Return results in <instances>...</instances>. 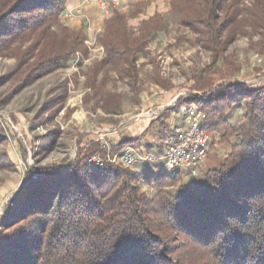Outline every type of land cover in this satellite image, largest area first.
Instances as JSON below:
<instances>
[{"label": "trees", "instance_id": "trees-1", "mask_svg": "<svg viewBox=\"0 0 264 264\" xmlns=\"http://www.w3.org/2000/svg\"><path fill=\"white\" fill-rule=\"evenodd\" d=\"M67 1L0 0V53L18 42L32 44L33 61L19 69L16 90L67 68L77 53L88 54L85 33L61 21ZM244 1L170 3L176 22L212 54V63L191 87L202 98L191 93L174 110L195 103L207 115L205 128L224 132L222 143L240 136L223 165L209 171L203 185L185 184L180 173L145 178L126 167H110L102 175L87 167V158L101 152L92 147L63 172L29 170L4 221L9 232L0 237V264H187L186 249L201 254V264H264V86L214 91L218 82L239 73L226 54L239 28L246 25L264 37V0ZM111 12L98 37L105 58L86 74L91 91L110 65L136 76L150 43L169 28L157 14L134 30L128 17ZM113 98L103 102L108 105ZM235 106L244 116L233 129L227 114ZM143 180L157 191L152 199L138 185Z\"/></svg>", "mask_w": 264, "mask_h": 264}, {"label": "rangeland", "instance_id": "rangeland-1", "mask_svg": "<svg viewBox=\"0 0 264 264\" xmlns=\"http://www.w3.org/2000/svg\"><path fill=\"white\" fill-rule=\"evenodd\" d=\"M249 4L250 0L243 2V5ZM164 17L168 31L150 43L148 56L138 62L137 75L132 76L125 68L110 65L100 75L96 91L87 88L86 74L105 57L93 59L88 64L82 61L78 68H74L75 56L67 68L16 90L19 69L33 61L29 51L32 44L18 42L11 50L0 53V237L9 232L4 221L27 171L63 172L81 152L83 156L92 147H99L101 152L98 153H103L102 143H108L114 149L112 135L119 136L124 127L131 125L130 119H141L155 112L160 121L166 111L179 113L174 107L185 97L183 95L192 93L202 98L191 87L194 77L212 63V54L198 44L194 34L176 22L171 12ZM239 30L226 53L232 57L239 73L230 80L218 82L214 91L220 86H264V37L246 25ZM181 38L184 40L179 41ZM90 54L89 50L87 55H82L88 59ZM169 91L177 98L167 110L158 113L159 106L143 108L147 99H163ZM110 95L117 99L113 98L112 103L105 105L104 98ZM118 100L120 107L116 108ZM242 115L243 108L235 106L227 114L229 126L236 128L243 120ZM177 120L181 122L180 115ZM219 133L218 145L224 136V132ZM235 137H238V145L240 136ZM137 167L132 170L139 173ZM33 178L37 179V175L34 174ZM138 185L150 199L157 193L154 186L144 180ZM185 251L187 264L202 263L201 254L196 255L192 249Z\"/></svg>", "mask_w": 264, "mask_h": 264}, {"label": "crops", "instance_id": "crops-1", "mask_svg": "<svg viewBox=\"0 0 264 264\" xmlns=\"http://www.w3.org/2000/svg\"><path fill=\"white\" fill-rule=\"evenodd\" d=\"M170 3L171 0H126L115 10L128 17L129 26L137 30L141 23L150 20L155 15L164 16L168 14L170 12ZM65 13H72L73 16L68 19L61 17V21L73 30H82L87 37V41L94 44L97 43L98 39L95 31L101 30V33H103L106 22L112 17V12L109 15H105L97 6L85 4L83 0H68L63 15ZM98 47L101 46L98 44ZM171 98L173 99L170 100ZM176 98L177 96H173V93L169 91L163 99H147L143 108L151 109L159 106V113L163 109L167 110L168 105ZM154 113H148L142 116L141 119H130L131 125L124 127L119 136L118 134L112 135L115 145L129 142L130 144L126 147H133L136 150L138 148L142 157L151 155L155 158L154 163L147 160H139L137 170L144 176H157L164 171L162 162L158 159L162 155L166 139L170 134H174L176 130L184 127V119L180 113H171V115L162 118L160 121H158L160 116ZM178 114L181 116V122L177 120ZM237 142L238 137H234L226 143L216 145L211 150L206 161L200 166V175L198 177L182 174L184 183L187 185H203L207 173L211 170L219 169L223 165L224 160L231 154L232 147Z\"/></svg>", "mask_w": 264, "mask_h": 264}, {"label": "built area", "instance_id": "built-area-1", "mask_svg": "<svg viewBox=\"0 0 264 264\" xmlns=\"http://www.w3.org/2000/svg\"><path fill=\"white\" fill-rule=\"evenodd\" d=\"M126 0H83L85 4L95 5L104 12L105 15L111 13V9L119 8ZM72 13H65L62 18H72ZM98 36L101 30L95 31ZM91 54L88 59H84L81 53H77L74 68L78 64H88L93 59L105 57V51L101 47L89 41L85 42ZM77 70V69H76ZM189 95V94H188ZM195 95V94H194ZM184 99L188 98L187 94ZM176 105V104H175ZM179 113L183 116L184 127L170 134L163 147L159 161L162 162L164 171L171 175L175 173L188 174L191 177L200 175V166L206 161L211 150L218 145L220 133L217 131L209 132L205 128L207 115L195 103L183 104L179 107ZM102 140V139H101ZM103 153H96L89 157L88 167L93 172L106 175L110 167L136 168L139 160L155 162L151 155L142 157L138 150L133 147H125L115 151L113 146L108 143L101 144Z\"/></svg>", "mask_w": 264, "mask_h": 264}]
</instances>
